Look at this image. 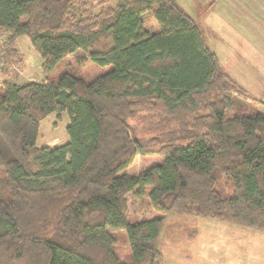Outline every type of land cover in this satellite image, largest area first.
I'll return each instance as SVG.
<instances>
[{"label":"trees","instance_id":"obj_1","mask_svg":"<svg viewBox=\"0 0 264 264\" xmlns=\"http://www.w3.org/2000/svg\"><path fill=\"white\" fill-rule=\"evenodd\" d=\"M105 1L0 0L1 58L27 35L45 76L64 64L0 82V264H162L172 210L264 229V108L176 0ZM61 111L67 140L38 145L40 121ZM138 155L147 165L126 172ZM127 194L155 214L128 221Z\"/></svg>","mask_w":264,"mask_h":264},{"label":"rangeland","instance_id":"obj_2","mask_svg":"<svg viewBox=\"0 0 264 264\" xmlns=\"http://www.w3.org/2000/svg\"><path fill=\"white\" fill-rule=\"evenodd\" d=\"M204 29L205 42L212 49L219 64L245 90L247 99L255 107L264 108V0H176ZM98 0H94L96 10ZM106 0L104 5H115ZM149 32L158 29L150 12L143 15ZM6 31L0 30L1 44ZM18 58L6 62L0 56V82L13 84L43 81L62 67L44 75L42 59L27 35L16 39ZM75 54H83L78 50ZM73 54L65 60L73 62ZM89 76L101 71L91 62L85 66ZM255 99V100H253ZM65 111L51 112L39 123L37 144L54 146L67 140ZM130 122H135L130 119ZM139 123V120H138ZM137 123V124H138ZM149 156H136L125 171L137 174L147 164ZM126 218L132 222L155 214L146 198L127 194ZM118 232L116 252L123 257L128 245ZM157 246L163 256L162 264H264V229L231 223L195 213L172 210L165 215Z\"/></svg>","mask_w":264,"mask_h":264},{"label":"crops","instance_id":"obj_3","mask_svg":"<svg viewBox=\"0 0 264 264\" xmlns=\"http://www.w3.org/2000/svg\"><path fill=\"white\" fill-rule=\"evenodd\" d=\"M178 3V2H177Z\"/></svg>","mask_w":264,"mask_h":264}]
</instances>
